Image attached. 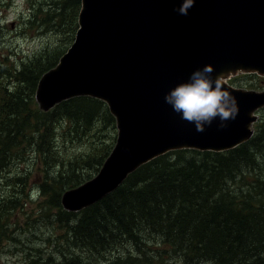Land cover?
Returning a JSON list of instances; mask_svg holds the SVG:
<instances>
[{
	"label": "trees",
	"instance_id": "obj_1",
	"mask_svg": "<svg viewBox=\"0 0 264 264\" xmlns=\"http://www.w3.org/2000/svg\"><path fill=\"white\" fill-rule=\"evenodd\" d=\"M80 7L81 0L30 3L26 25L64 41L20 65L0 56V183L12 193L0 194V240L17 201L35 196L41 220L64 226L73 252L42 264H264V121L233 149L168 152L91 206L62 208V196L91 179L86 166L96 147L89 155L60 151V138L82 149L95 123L111 117L89 96L49 111L37 104L40 79L74 41ZM111 148L106 143L100 149L96 169ZM29 176L35 181L30 194Z\"/></svg>",
	"mask_w": 264,
	"mask_h": 264
},
{
	"label": "water",
	"instance_id": "obj_2",
	"mask_svg": "<svg viewBox=\"0 0 264 264\" xmlns=\"http://www.w3.org/2000/svg\"><path fill=\"white\" fill-rule=\"evenodd\" d=\"M180 6V0H81L74 41L40 79L36 100L47 110L78 96L100 99L116 115L119 134L98 176L62 196L65 211L91 206L137 167L170 151L222 152L252 137L264 92L223 85L235 98L238 114L226 128L218 129L217 118L202 133L173 112L164 97L205 65L214 68L213 78L239 71L264 76V0H195L186 16L176 11ZM182 19L191 25L182 26ZM102 62V75L87 70ZM141 86L151 92L153 107L127 118ZM125 87L131 90L128 105L120 95ZM162 134L164 141L148 148ZM111 169L120 174L117 179L108 176Z\"/></svg>",
	"mask_w": 264,
	"mask_h": 264
},
{
	"label": "rangeland",
	"instance_id": "obj_3",
	"mask_svg": "<svg viewBox=\"0 0 264 264\" xmlns=\"http://www.w3.org/2000/svg\"><path fill=\"white\" fill-rule=\"evenodd\" d=\"M35 1L36 0H0V56L8 55L17 65L25 63L34 55L44 50L45 47L52 48L64 41L61 38L58 39L53 34L37 35L36 33L38 31H36L35 27L26 25L31 17L30 12L32 9H29L30 3L32 4ZM11 60H9V64ZM225 83L226 84H223L225 87L234 91L264 92L263 75L258 76L250 71L236 72L230 75L225 80ZM103 103L106 105L110 116L114 120L109 116L110 118L108 119L105 117V120L101 119L97 121L90 131L89 139L82 144V149L71 146L68 139H66L67 142H63V138L59 140V146L62 148L59 149L60 151L66 150L65 148L68 147L67 150L75 151V153L84 150L85 154L89 155V153L93 151V148L96 147L92 157H90L91 154L89 155L88 164L86 166V169L89 171V173L86 174V178L90 177L91 179L85 183L90 182L98 176L117 144L119 134L117 117L109 109L107 104L105 102ZM37 104L41 107L38 100ZM52 108L47 110L49 111ZM254 115L257 121H264V108L254 112ZM111 121H113V124H111ZM253 128L252 125V131ZM230 137L231 135L227 138ZM227 138L223 141H227ZM162 140L164 141L163 134L159 139L155 140L153 143L154 146L150 144L148 148H157ZM106 143H112V148L109 156L103 165L98 167V170L96 169L95 160L101 153L100 149ZM66 151H64V153ZM131 173H129L124 180H126ZM3 175L7 176L8 174L3 173ZM108 176L117 179L120 174L117 173L116 169H111ZM26 185L28 186L29 194L31 192L33 193L32 190L35 187V181H31V176L27 178ZM0 194L6 196L12 193L11 190H8L0 183ZM39 203L40 201H37L35 196L32 200H24L22 198L20 201H17L15 209L10 211V215L6 219V221H8L9 230L5 238L0 240V264H42V262H48L49 258L59 263L63 255L68 256L73 253L71 244L67 241L65 231L63 230L64 226L55 225V227H52L50 224L41 220ZM43 223L44 225H42Z\"/></svg>",
	"mask_w": 264,
	"mask_h": 264
},
{
	"label": "clouds",
	"instance_id": "obj_4",
	"mask_svg": "<svg viewBox=\"0 0 264 264\" xmlns=\"http://www.w3.org/2000/svg\"><path fill=\"white\" fill-rule=\"evenodd\" d=\"M194 3L195 0H180L181 6L176 11L186 16ZM214 71L210 65L193 71L186 82L177 84L164 97L173 112L183 121L194 124L195 130L201 133L217 118L218 129L226 128V122L238 114L235 98L223 86L224 75L213 78Z\"/></svg>",
	"mask_w": 264,
	"mask_h": 264
},
{
	"label": "bare ground",
	"instance_id": "obj_5",
	"mask_svg": "<svg viewBox=\"0 0 264 264\" xmlns=\"http://www.w3.org/2000/svg\"><path fill=\"white\" fill-rule=\"evenodd\" d=\"M232 74H229L227 76H224V79L222 81L223 84L225 83V80ZM141 81V80H140ZM143 83V82H142ZM138 92V99L134 102V110L131 111L128 115L127 118H135L136 116L140 115L142 113V111L145 109V107L147 105L152 106L153 107V101H152V95L151 92L144 86H141L138 88L137 90ZM131 90L129 87H125L124 89L120 90V95L122 96V98L125 100L126 104L128 105V98L130 96ZM130 107V106H129ZM133 109V108H131ZM126 110V109H125ZM127 115V114H126ZM138 120V119H137ZM142 123V122H141Z\"/></svg>",
	"mask_w": 264,
	"mask_h": 264
}]
</instances>
